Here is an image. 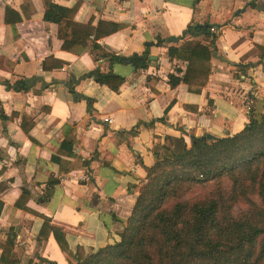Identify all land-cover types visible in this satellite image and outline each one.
<instances>
[{"label":"crops","instance_id":"obj_1","mask_svg":"<svg viewBox=\"0 0 264 264\" xmlns=\"http://www.w3.org/2000/svg\"><path fill=\"white\" fill-rule=\"evenodd\" d=\"M51 3L124 60L64 51L43 0H0V257L8 240L18 264H76L115 245L166 139H224L264 115V0ZM195 25L214 38L185 36ZM191 42L215 50L198 94L169 84L187 64L168 50ZM96 72L123 84L114 91Z\"/></svg>","mask_w":264,"mask_h":264},{"label":"trees","instance_id":"obj_2","mask_svg":"<svg viewBox=\"0 0 264 264\" xmlns=\"http://www.w3.org/2000/svg\"><path fill=\"white\" fill-rule=\"evenodd\" d=\"M43 3L44 20L58 26L64 51L83 53L90 48L94 61L97 56L123 62L96 44L102 37L98 29L75 24L70 11L51 0ZM209 30V26H189L184 35L214 38ZM214 53L198 42L170 48V59L187 64L181 77H169L170 86L182 83L189 92L200 93ZM126 61L136 71L149 65L146 56ZM94 75L99 84L114 91L123 84L122 78L111 74ZM19 85L14 89L19 90ZM154 157L120 241L89 256H77L76 264H264V115H250L240 133L224 139L191 138L187 147L182 139L168 138L155 149ZM208 186L209 194L184 199L190 190ZM239 204L247 209L235 216ZM47 231L51 228L45 222L41 235ZM11 246L8 240L1 246L0 264H18Z\"/></svg>","mask_w":264,"mask_h":264},{"label":"rangeland","instance_id":"obj_3","mask_svg":"<svg viewBox=\"0 0 264 264\" xmlns=\"http://www.w3.org/2000/svg\"><path fill=\"white\" fill-rule=\"evenodd\" d=\"M211 186L205 187V189L203 187H198L196 189L190 190L189 193H187L186 197L184 198L185 200H195V199H199L204 195L209 194V192H211ZM253 200L255 202H257V198L253 197ZM247 209V206L244 204H239L235 207L234 210V215L237 216L238 214H240L241 212H244Z\"/></svg>","mask_w":264,"mask_h":264},{"label":"water","instance_id":"obj_4","mask_svg":"<svg viewBox=\"0 0 264 264\" xmlns=\"http://www.w3.org/2000/svg\"><path fill=\"white\" fill-rule=\"evenodd\" d=\"M172 42L176 43L177 40L176 39H170V40H168V43H172ZM147 46H154V44H147ZM206 139L211 140L213 138L211 136H206Z\"/></svg>","mask_w":264,"mask_h":264}]
</instances>
